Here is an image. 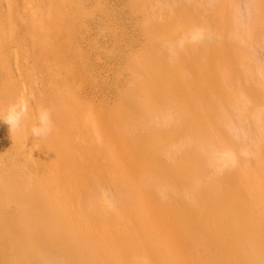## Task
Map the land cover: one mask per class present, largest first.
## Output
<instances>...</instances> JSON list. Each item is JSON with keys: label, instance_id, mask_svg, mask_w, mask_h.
<instances>
[{"label": "rangeland", "instance_id": "obj_1", "mask_svg": "<svg viewBox=\"0 0 264 264\" xmlns=\"http://www.w3.org/2000/svg\"><path fill=\"white\" fill-rule=\"evenodd\" d=\"M50 1L54 3V5L52 3L54 12L48 13L47 6H50ZM70 1L65 8L70 19L66 22V26L65 24L59 26L60 20L64 21L62 18L64 8L60 5L59 0H0V93L5 87L11 94V99L0 105V122L2 124L0 129V161H2L0 164L6 167L0 166L2 167L0 174L6 175L10 171L7 169L8 166L12 171L17 165L19 168L22 166L20 170H24L25 167L28 173L25 170L24 172L31 176H42L46 174L50 166L49 171L55 173L58 171L56 174L62 182L63 174L67 172L68 175L74 169L82 168L81 171L89 173V176L85 177L88 180L84 185L85 188L95 194L98 202L101 201L108 207L119 204L117 193L118 189L122 187L119 188L116 183L118 184V180L121 179V182H125V184L145 185L142 186L144 187L142 191L150 189L148 182L153 181L163 192L161 193L163 196L158 199L160 203L176 201L172 195L175 192L184 202H191L196 209L201 206V203L203 205L219 202L222 205L217 192H222L225 189L223 177H235V182H238L245 191L250 192L253 196L254 206L260 211L258 213L260 215L259 225L264 226L262 195L255 194L264 192V0ZM181 13L190 15V18L182 16ZM166 16H171V19ZM35 22L44 23L47 32L45 36H37V32L35 34ZM155 27L158 28L157 33H155ZM59 28L61 35L58 34ZM206 36L211 39L208 40L210 44L205 43ZM148 41L152 46H147V44L149 45ZM47 47L50 50H46ZM211 47H218L229 54L230 58L232 56L234 70L224 61L218 71H223L224 82L228 85L229 90L234 92V97L220 98L217 109L210 110L212 108L204 107L203 111H200L202 117L204 114L206 115L209 126L213 127V131H210L211 135H207L205 133L207 131L188 122V113L180 99L176 97L155 99L151 95L149 86L150 82L155 80V68L159 67L157 63L153 62V59L168 68L174 65L173 67L184 78H187V82L193 84L191 67L195 68L196 65L202 67V61L211 52ZM52 57L54 60L51 59ZM191 64L192 66L189 67ZM229 72L231 77L228 75ZM58 90L62 95H65L63 100L60 98L61 100L56 101L65 111H63L65 116L62 117V122L55 115L52 119V114L48 112L49 108L47 109L49 101L55 97V92ZM141 96H144L148 104L152 105L149 109L157 125L160 119L169 113L171 116L167 119L169 126L172 128L175 126V128L172 129L173 133L164 132V136L154 132L155 136H161L159 144L150 145L149 153L153 159L145 158L136 165L134 163V166L131 167L123 163L120 155L121 149L131 152L130 154L136 162L138 158L135 159L137 155L134 154L138 152L133 148L134 142L130 139L127 142L126 139L132 137V125L137 126L136 131H140L139 134L147 137L149 134L146 126L143 122L141 123L143 125L140 124L141 118L137 115H135L137 117L128 118L130 121L128 124L118 118H115L114 121L110 118L108 127L105 126L106 123L102 118L106 119L107 116H112L114 111L116 112L123 106L126 110L128 107L130 108H128V112H133L135 99ZM61 101L63 102L61 103ZM13 106L26 109L24 119L18 127L26 128L24 126L26 119L30 118L28 119L30 124L25 130V135H28L20 144L14 142L7 130L11 127L3 121L8 110ZM165 109H168V112ZM44 111L50 114L52 123L59 122V125L52 126L51 124V128L54 130L55 136H60V139L63 136L61 140L59 139L60 145L57 141H55L56 143L53 141L57 138H51V136L54 137L53 135L49 136L51 132L42 138L33 137L31 134V129L37 126L38 117ZM114 132L116 133L114 134ZM81 134L87 138L82 137ZM48 136L51 141L48 143L54 145H50L53 150L51 157L53 159L50 161H54L56 158V164L50 162L51 164L48 165L43 156L37 155L41 153L38 150L40 147L42 149L40 151H43L42 142L47 141ZM83 138L86 139L83 140ZM61 146V149L64 150L60 151L65 152L63 156L58 149ZM72 147L73 149L70 150ZM132 149H135L134 152ZM227 149L234 153L235 161L225 165L211 162L212 156L207 151L214 150L217 155H223ZM23 152L26 154L24 155ZM27 153H29L28 156ZM16 154H18L17 157ZM1 155H3L2 158ZM35 155L37 156L34 158ZM64 156L67 164L62 158ZM36 158H40V161ZM218 158L222 159L219 155ZM33 159L36 161L34 162ZM11 160L17 162L12 163ZM84 160L87 161V164ZM152 160L157 161L158 166L162 167L160 171L165 169L168 171L173 168L180 173L186 172L185 174H187L186 167L188 166L190 169L187 174L188 179L183 183L164 180L165 178L161 177L162 173L158 171V167L152 164ZM186 161L189 163L188 165L185 164ZM42 168L43 171H40L39 169L42 170ZM4 172L5 174H3ZM142 197L144 199L140 197L135 199L133 195L129 201L131 204L134 199L139 205L140 211H137L136 207L131 209L128 206L123 211L119 207L117 217L112 216L111 213L109 214L111 217L105 216L107 212L100 215L98 210H94L93 213H96L97 220L105 222V226L108 225V229L103 227L106 232L117 228H128L130 232H137L141 230L137 225L140 219L146 220L147 230H151L152 234L157 235V240L165 242V246L172 251L171 254L174 253L172 256L175 261L178 264H183L187 261L185 255L181 253L178 244H173L165 233L172 232V230L162 231V224L157 221L159 218L154 216V211L162 212L161 205H147L148 197H151L145 194ZM71 204L72 208L74 205L76 207L80 205L75 201H72ZM10 205L12 216L17 215L18 203L14 200ZM82 205L79 207H85L86 210L91 208L89 203ZM155 208L156 210H154ZM71 216L72 223L83 225V222L76 219L74 215ZM101 216L104 217L101 218ZM161 216L167 220L170 219L166 212H163ZM105 217L109 220L107 224ZM113 218L115 219L113 220ZM93 221V219H87L86 223L89 226L88 230L96 235L97 229L93 224L95 221ZM165 222L167 221L165 220ZM131 227L132 229H130ZM149 227L151 228L149 229ZM246 227L249 231L255 232L253 231L255 227L250 225ZM168 235L171 237V233ZM123 242L124 240L121 242L122 247H128ZM130 250L127 253L129 256L127 258L130 260L133 258L136 263L139 259L149 262L146 251L144 249L143 252L139 251L136 243L130 247ZM251 251L257 257L264 258V247L263 249H251ZM131 254L132 257H130Z\"/></svg>", "mask_w": 264, "mask_h": 264}, {"label": "bare ground", "instance_id": "obj_2", "mask_svg": "<svg viewBox=\"0 0 264 264\" xmlns=\"http://www.w3.org/2000/svg\"><path fill=\"white\" fill-rule=\"evenodd\" d=\"M59 1H60V5H62L64 8V12H63L64 15L62 17L64 21H62V19L59 18L61 19L59 22V26H64V24L66 26V22L69 21L70 16L68 14V11L65 8L66 6L69 5V2L71 1L70 0H59ZM52 3L53 2L50 3V6H47L48 13H51L53 11ZM57 3L59 2L57 1ZM45 5H46V2H45ZM182 16L184 17L186 16L187 18L190 15L187 16L186 14L185 15L182 14ZM167 18L171 19V16ZM156 26L158 27L160 25H156ZM34 27H35V34L37 32L36 34L37 36L43 37L46 35L47 32L45 31L43 22H35ZM154 30L156 31L155 33H157L158 28L155 27ZM59 31H61L60 28L58 30V34L60 33ZM208 40L210 41L211 39H209V37L207 38L206 36L205 38L206 44L207 43L210 44ZM148 43L149 45L147 44V46H150V45L152 46V44H150L149 41ZM45 49L50 50L49 47ZM46 52L47 54H49L48 51ZM53 58L54 57H52L51 59ZM231 58L229 54L225 53L220 48L211 47V52H209L208 56L204 59L202 58L203 59L202 67L201 65L199 66L196 65L194 68L192 64L189 65V67L192 66L191 70L193 72L192 74H193V81H194L193 84H190L189 82H187V78L185 77L186 78L185 79L184 76L180 74L175 69V67H173L174 65L168 68V66L167 67L163 66L162 65L163 63H159V61L154 60L151 57V61L153 59V62L157 63V65L159 66L157 69L155 68L154 70L155 80L153 79L150 82L149 90L151 92V95L155 99H158V100L164 99V98L172 99L174 97L180 99L181 103L184 105L188 113V120H189L188 122H190L191 124L195 125L198 128L200 127V129L202 130L207 131L205 132L207 133V135H211L210 131H213L212 130L213 127L211 128V126H209L208 124L209 122L207 123L206 115L204 114V116L202 117L200 111H203L204 107L212 108V109L209 108L210 110L217 109L218 101L220 100V98H225L227 96L234 97V92L232 93L229 90L226 82H224L223 71L221 72L218 71L220 66L224 64V61L228 63L230 65V68L232 67V69L234 70L235 65L232 63ZM228 75L231 77L230 72L228 73ZM3 89L0 93V105L3 102L5 104V101H8L9 99H11V94L8 92V90L6 88L4 90ZM58 94L60 95L56 97V95ZM63 96L65 95H62L59 92V90L56 91L55 97L53 98L51 97L52 99L51 101H49V107H47L48 105L46 106L47 109L49 108L48 112H51L52 114L51 116L52 119H53V116L55 115V117L59 118V121L61 122H62V117L65 116V113H64L65 111L62 110L61 106L56 101L58 99L63 100L64 99ZM66 96L68 95L66 94ZM62 102L63 101H61V103ZM148 105H149L148 101H146L145 97L141 96L140 98L135 99V106L133 108L134 113L128 112L129 107L126 110L125 106H123L117 109L116 112L112 110L114 111L113 115L111 114L113 117L107 116L105 119L102 116L103 117L102 120L104 123H106L105 124L106 127H108L111 119H113L114 121L115 118H118L120 119V121H123L124 123L128 124V122H130L128 121V118L132 116L133 117L139 116L141 118L140 124L143 122L144 126H146L145 128H147V131L149 134V135L147 134L148 135L147 137L142 134H139L140 131L138 132L136 131L137 126L132 125L131 126V131H132L131 136L132 137L126 139L127 142L129 141V139L134 142L133 148H135L136 151L138 152L137 154L136 153L134 154V155H137L135 159L138 158L136 162L133 160L132 155L130 154L131 152L129 153L125 151V149L124 150L121 149L120 155H121V159L123 163L131 167L134 166V163L136 165L139 161L141 162L145 158H149L151 155V153H149L150 148H151L150 145L159 144L160 136L161 135L164 136V132L170 131V133H173L172 129L175 128V126L173 128L169 126L170 124L168 123V120H167L168 117H171L169 116V113L167 115H164V118L162 117V119H160L159 124L157 125L156 120L152 118L153 115H151L152 112L149 109L152 105L151 104L149 106ZM165 111L168 112V109H165ZM149 112L151 113L149 114ZM28 119H26V125H24L26 128L30 124V121ZM209 120L210 119L208 117V121ZM55 123L56 122H53V123L51 122L52 126ZM57 124L59 125V122ZM1 125L2 124L0 122V129H1ZM144 126L142 127L144 128ZM26 128L24 127L20 128V127L14 126L9 129L7 128L6 129L9 131V135L13 138L14 142L17 144H20L24 142L25 136L28 135V134L25 135ZM113 130L115 129L113 128ZM57 132L59 133V131H56V133ZM116 132H114V134ZM154 132L155 134H161V135L155 136ZM51 135H53L54 137H52ZM55 135L56 134L54 130H52L51 134H49L51 138H57L53 141L54 143H56L55 141H57V143H59L60 145L61 144V142L59 141L60 136L58 137V135L57 136ZM81 135L82 137L84 136L87 138V136H85L84 134H81ZM49 136L47 138L48 139L47 141L45 140L42 142L43 151H40L41 147L40 149L37 148L39 152H41L37 155L43 156V158L47 160L48 165L51 164L50 162H54V164H56L55 163L56 158L54 159V161H50L53 159L51 158L53 154V150L50 148V145L52 144L48 143V141H50ZM162 138H161V141H162ZM69 139H72V138L69 137ZM85 139L83 138V140ZM61 148L62 146L58 148L59 151L64 150ZM72 149L73 147L70 148V150ZM135 149H132L133 152ZM1 150L3 151V149ZM67 151L66 153H68ZM60 152L62 154L61 156H63V153L65 154L64 151H60ZM207 153H209L212 156L211 162H214V163L219 162L225 165L227 163L231 164L232 161H235L234 153L228 149L223 153V155L218 154L219 157H221L222 159L218 158V155L216 154L214 150L212 151L210 150L209 152L207 151ZM17 155L18 154H16V157ZM28 155L29 153H27V156ZM37 155H35L34 158ZM2 156L3 155H1V158ZM65 156L62 158L65 164H67L66 162L67 160H65L66 159ZM20 157L23 158L22 156ZM40 158H38L39 160L37 158L36 159L40 161ZM150 158L153 159L152 157ZM87 159H90V158H87ZM33 161L35 162L36 160L33 159ZM42 161L44 160L42 159ZM11 162L14 163L12 160ZM85 162L87 164V161ZM151 162L152 164L158 167V171L162 173L161 177L163 179L165 178L164 180H167L172 183H174L173 180L176 181L175 183H178V182L183 183L184 181L188 179L187 174L190 170L188 169V166L186 167L187 174H185L186 172L180 173V171H178L177 169L175 170L173 168L172 169L168 168L169 172L166 169L164 171H160L162 167L160 165L158 166V164L156 163L157 161L155 162L154 160H152ZM38 163L40 164V162ZM185 164L188 165L189 163H187L186 161ZM11 165H14V164H11ZM81 165H84V164H81ZM0 166L2 165L0 164ZM2 167H5V166H2ZM49 167H48V170L46 171V174L42 176H31L27 174L28 170H25V167H24V170L27 173L24 172V170H20V168L17 165H15L12 171L11 169H9V166H8L7 169L10 170L11 172L10 171L7 172L8 171L7 170L6 175L0 174V264H122V262H124V264L126 262L127 264H131V263L133 264H137V263L138 264H178L175 261L174 257L172 256L174 253L171 254L172 251H170L165 246L164 244L165 242L163 243L161 242V240L160 241L157 240L156 239L157 235L155 236L154 234H152L151 230L150 231L147 230V225L145 224L146 220L143 221L140 219V222H138L139 224L137 225L139 229L141 230H138L137 232H130L128 228L115 229L113 228L114 226L112 228L115 230L111 229L110 231L106 232L105 230H103V227L105 226L104 225L105 222H102L101 220L100 221L97 220L96 219L97 216L95 215L96 213H93L94 210H98V213L100 215H104L107 212L105 216L111 213L112 216L117 217L116 215L118 214L119 207L122 208L121 210L123 211V210H126L125 208H127L128 206L131 209L136 207L137 211H140L139 205L137 204V202H135L134 199L131 202V204L129 201H130V197L133 195L135 196V199L136 198L139 199V197L144 199V197H142L144 194L149 195L151 197V198L148 197L147 205L148 204L149 205H152V204L161 205L162 212L157 213L154 211V216L156 215V218H159L157 221H159L162 224V227H161L162 231L163 230L167 231L168 229L172 230V232H168V231L165 232L167 233V235L166 234L165 235L168 236V238H170L173 244L174 243L178 244V246L180 247L181 253L185 255V258L187 259V261H185L183 264H264V258H262L261 256L257 257L254 254V252L251 251V249H260V248L263 249L264 247V226L259 225L260 215L258 213L260 211H258V209H256V207L254 206L253 196L251 195V193L250 192L248 193L247 191H245L238 182H235L236 180L234 179L235 177H232V178L223 177V183L225 185V189L222 192L220 191L217 192L218 195L220 196L219 200L222 203V205L219 202H215L214 204L206 203L203 205L201 203V206L197 209L192 205L191 202H184L179 196H177V194H175V192L172 195L174 196V200L176 201L170 202V203H165V202L160 203L158 199H160L161 196H163V194H161L163 192L161 191L162 190L161 188H158V186L154 184L153 181L148 182V187L150 189L142 191V188H144L142 186H145V185L136 186V185H130L129 183L125 184V182H121V179L119 180L117 179L118 184L116 183V185L119 188L122 187L121 189H118V193H117L118 195L117 201L119 204L108 207L106 204L101 203V201L98 202V200L94 196L95 194L89 191L90 189L87 190V188H85L86 186L84 185H86L88 182V180L85 179V177L87 178L89 176V173L86 171H81L82 170L81 167H80L81 169L79 170L74 169L71 173H69L70 172L69 171L68 175H67V172L66 174H63L62 182L58 179V174H56L58 171L56 173L49 171ZM59 168L62 169L61 167ZM13 170L14 171L16 170V171L14 172ZM39 170L43 171V168L42 170L41 169ZM98 171H99V168H98ZM3 174H5V172ZM163 174L165 175V177ZM170 176H173V177H170ZM142 183H145V182H142ZM248 188H249V185H248ZM255 194L262 195V202L264 205V199H263L264 192L263 194L262 192H257ZM14 200L18 203V213L15 212L17 213V215L12 216V213L10 212L12 210L10 204ZM72 201H75L76 204H80V205L89 203L91 207L90 209H93V210L87 209L88 210L87 211L85 207H82L83 205L81 207H79L80 205H77V207L74 205L72 208L71 207ZM141 201H144V200H141ZM165 206L167 207L165 208ZM154 210H156V208ZM163 212L167 213L168 217H170L169 220L161 216ZM71 215H74L76 219L83 222V225L82 224L75 225L74 223H72ZM102 217L104 216H101V218ZM106 218L107 217H105V221L107 224L109 220L107 218L108 220L107 221ZM142 218H145V217H142ZM87 219H93L95 221V222L93 221L94 222L93 224L95 228L97 229L96 235H94L90 230H88L89 226L87 225L88 223H86ZM114 219L115 218H113V220ZM165 220L167 222H165ZM112 222H115V221H112ZM159 222L158 224H160ZM247 225L255 227V230L252 228L253 231L255 232L249 231L246 227ZM256 226H257V229H256ZM105 227H107L108 229V225ZM150 228L151 227H149V229ZM130 229H132V227ZM102 230L105 232L103 233ZM169 233H171V237L170 235H168ZM111 239H114V240H111ZM123 240H124L123 244L126 243L128 247L127 246L124 248L122 247L121 242ZM135 243L139 251L143 252V249L146 251L149 262L148 261L143 262L141 259H139L136 263V260H133V258L132 260H130V258H127L129 257L127 256V253H129L128 251H131L130 247L135 245ZM257 246L260 248H258ZM132 254L134 255V253ZM132 254L130 255V257H132Z\"/></svg>", "mask_w": 264, "mask_h": 264}, {"label": "clouds", "instance_id": "obj_3", "mask_svg": "<svg viewBox=\"0 0 264 264\" xmlns=\"http://www.w3.org/2000/svg\"><path fill=\"white\" fill-rule=\"evenodd\" d=\"M25 114L26 109H21L18 106H13L8 110L3 121H5L9 127H18L20 126L21 121L24 119ZM51 130L52 128L49 114L44 111L38 117L37 126H34L31 129V134L33 137L42 138L47 136L51 132Z\"/></svg>", "mask_w": 264, "mask_h": 264}]
</instances>
